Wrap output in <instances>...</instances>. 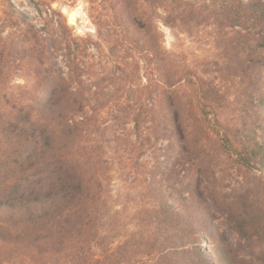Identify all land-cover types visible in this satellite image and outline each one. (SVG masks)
Wrapping results in <instances>:
<instances>
[{
    "label": "trees",
    "instance_id": "obj_1",
    "mask_svg": "<svg viewBox=\"0 0 264 264\" xmlns=\"http://www.w3.org/2000/svg\"><path fill=\"white\" fill-rule=\"evenodd\" d=\"M33 1L47 14L40 24L12 0L0 13V264H137L140 253L217 264L168 241L183 223L195 235V211L198 231L213 225L201 189L217 201L216 172L204 155L222 151L247 168L255 158L264 171V138L246 153L226 114L235 106L245 128L246 114L264 120V0H96L97 40ZM160 22L192 38L207 31L215 59L167 49ZM18 73L29 82L16 83ZM148 150L152 202L128 213L112 194L113 169L142 173L135 158ZM170 158L198 164L203 188L178 178ZM243 221L264 241L259 208Z\"/></svg>",
    "mask_w": 264,
    "mask_h": 264
},
{
    "label": "rangeland",
    "instance_id": "obj_2",
    "mask_svg": "<svg viewBox=\"0 0 264 264\" xmlns=\"http://www.w3.org/2000/svg\"><path fill=\"white\" fill-rule=\"evenodd\" d=\"M12 1L38 24L43 22L44 16H47L46 12L43 16L40 15L33 0ZM41 2L44 11L49 12V6L61 11L75 35L90 36L92 39L97 40V26L93 19V14L95 13L93 5L97 4L96 0H41ZM3 3L4 0H0V13ZM159 28L163 34V45L167 49L182 52L190 59L199 61L215 59L213 37L207 31H200V37L192 38L187 33L174 30L162 22L159 23ZM90 51L97 53L94 46L90 47ZM14 81L16 83L29 82L27 76L23 73H18ZM260 108L264 112V104ZM226 114L233 119L234 126L240 129L242 138L246 141L244 146L246 153H250L255 148L254 140L263 141V117L258 118L256 114L251 117L250 113L246 114L248 117L247 119L244 118V120L250 123L245 128L240 124L241 116H239L235 106L227 109ZM249 135L250 137L248 138ZM151 151L148 150L135 158V163L140 164L141 171L139 172L143 174L131 173L127 176L128 169L117 163L114 166L112 194L118 201V205L128 208V213L133 212L139 206L148 205L152 202L148 198L145 189L147 174L145 175L144 173V171L148 173L151 166L157 163V159ZM111 154V149H109L108 155L111 156ZM250 156V154H246L247 158H250ZM203 158L204 161L199 163L205 165L209 159H212L216 172L214 185L216 186L217 201L215 203L211 202L206 192L201 189L203 199L208 200L213 209V225L207 235L201 233L200 230L198 231V219L195 211L190 221L192 224L190 230L194 231L195 235L185 234V225L183 223L180 236L170 237L172 241H168V246L177 244L191 256L190 260L192 261L198 257L202 249H205L209 252L208 258H214L217 264L225 262L227 264H264V241H259L253 237V229H250V226L245 225L243 221L245 211L250 207L259 208L262 214L264 213L263 167L256 162L255 158H252V165L247 168V166H243L238 162L235 155L229 156L218 150L215 154L212 153L211 157L204 155ZM160 159L165 161L166 158L161 155ZM167 166L173 173H178V178L184 176L194 183L199 182L201 188H203L202 179L200 181L198 175L199 165L195 164L193 160L184 162L183 160L170 158L167 161ZM132 180L135 182H132ZM199 233L203 235L201 236L203 239L201 237L198 238ZM137 258L141 259L137 264H156L155 254L140 253Z\"/></svg>",
    "mask_w": 264,
    "mask_h": 264
}]
</instances>
